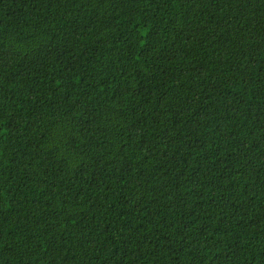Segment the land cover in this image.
I'll return each mask as SVG.
<instances>
[{"label": "trees", "instance_id": "16d2710c", "mask_svg": "<svg viewBox=\"0 0 264 264\" xmlns=\"http://www.w3.org/2000/svg\"><path fill=\"white\" fill-rule=\"evenodd\" d=\"M0 264H264V0H0Z\"/></svg>", "mask_w": 264, "mask_h": 264}]
</instances>
